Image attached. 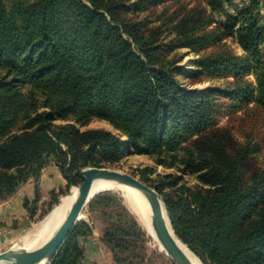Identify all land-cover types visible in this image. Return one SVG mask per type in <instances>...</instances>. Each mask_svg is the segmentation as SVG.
Returning a JSON list of instances; mask_svg holds the SVG:
<instances>
[{"label":"trees","instance_id":"1","mask_svg":"<svg viewBox=\"0 0 264 264\" xmlns=\"http://www.w3.org/2000/svg\"><path fill=\"white\" fill-rule=\"evenodd\" d=\"M204 1L212 12L225 13L233 0ZM180 9L173 24L178 47L201 51L235 34L244 55L221 49L199 56L186 71L194 79L232 76L226 88L182 84L180 71L164 63L156 29L147 32L130 22L129 7L120 0H0V202L29 178L37 198L41 171L51 162L69 187L81 183L86 167L145 154L194 176L190 185L179 175L155 180L138 172L159 192L175 235L203 264H264V168L250 163L256 146L247 143L233 155L224 141L200 138L217 124L224 99L232 110L250 103L264 110L259 0L226 14L221 33L206 30L212 18L199 1ZM249 73L255 84L246 79ZM92 119L106 121L119 135L80 129ZM120 203L105 191L88 206ZM123 210L107 216L100 239L115 262L130 264L137 257L134 243L145 233ZM90 233L86 223H77L49 264H81L77 238Z\"/></svg>","mask_w":264,"mask_h":264},{"label":"rangeland","instance_id":"2","mask_svg":"<svg viewBox=\"0 0 264 264\" xmlns=\"http://www.w3.org/2000/svg\"><path fill=\"white\" fill-rule=\"evenodd\" d=\"M126 6L129 7L127 12V18L130 22L138 24L139 28L149 32L153 28L156 29L158 35V44L164 47V63H166L169 68L176 67L180 74L178 78L182 84L188 85L189 88H194L197 90L206 89L208 87H220L226 88L227 82L232 81V76L224 77H202L190 78L187 76L186 71L190 70L191 62L196 60L201 55L209 54L212 52H217L221 49L230 50L235 52L237 55H244L241 47L238 45L235 34L222 36L220 41H216L201 51H194L189 47H178V41L176 40L175 32L173 31V24L179 19L180 16V6L181 4L191 7L198 3L201 6H205L206 13L212 18V22L206 27V30H214L216 33L225 32L222 28L226 22V14L235 13L236 9L240 8L243 4L247 3L249 0H233L230 4L225 6L226 12H212L210 7L205 5L204 0H181L180 2L176 0H168L162 3H147L142 5H136L138 0H120ZM180 3V4H179ZM259 14L264 18V0H259ZM264 48V43L263 46ZM187 74V75H186ZM251 83L255 84V78L253 73H249L246 77ZM225 106L216 113L217 124L212 128L208 129L203 133L200 138H207L209 141L215 143H222L224 141L225 145L228 147L229 151L233 155L240 153L242 147L247 143L256 146L254 152L251 155V166L259 169L264 168V110L256 107L254 103L246 105L243 109L232 110L228 106L229 99H224ZM57 124L63 123H73L71 120L56 119L54 120ZM78 126V125H77ZM91 128H104L110 130L119 135L111 125L106 121L100 119H92L86 126L80 127L81 130L91 129ZM18 129L14 127L12 131H17ZM192 138H196L193 136ZM55 165L53 162L48 165ZM46 165V166H48ZM45 166V167H46ZM44 167V168H45ZM57 170L58 167L55 165ZM106 167L120 169L131 173L139 178L138 172L142 169L145 171L146 176L158 180L163 178L166 174H173L181 176V181L187 184L194 185L195 178L192 175L184 174L178 167L166 168L162 165H158L154 162L153 158L145 154H133L130 153L123 157L119 162L109 164ZM43 170V169H42ZM42 173V171H41ZM64 179V183L58 187L57 190H51L48 193V198L46 201H41V192L38 181V197L35 198V182L33 178H29L34 182V196L31 199H26V205L23 200V207L26 210V214L21 218L10 219L8 221L0 220V252L10 248L18 247L21 245V240L25 234L34 228V226L40 222L45 215L51 210V208L56 204L63 195L69 194L73 187L76 185L67 186V181L59 171ZM41 176V175H40ZM82 176V174H81ZM40 178V177H39ZM83 178V176H82ZM140 179V178H139ZM164 179V178H163ZM144 181V180H142ZM26 182V181H25ZM145 182V181H144ZM146 184L153 186L151 182H145ZM23 183L20 184V186ZM19 186V187H20ZM155 188V187H154ZM156 189V188H155ZM55 192L51 195V192ZM114 192L117 195L118 200L121 201L120 204L110 205L104 207L102 205H96L89 208L88 203L83 207L81 213L83 218L79 219L77 223L84 222L91 229V233L85 236H79L78 243L83 249L81 244V238L99 236L101 241V235L103 228L106 226V221H108V215L122 214L124 213L123 207L127 209L130 215L138 222L135 213L129 206L128 201L124 198V195L119 190H105ZM105 191H100V194ZM157 191V190H156ZM17 192V191H16ZM158 192V191H157ZM159 193V192H158ZM94 195V196H95ZM13 196V195H12ZM4 201H1L3 203ZM76 223V224H77ZM75 224V225H76ZM139 224V222H138ZM140 225V224H139ZM142 231L145 233L144 238L140 241L137 240L134 244L137 248L134 251V256L131 259L130 264H175L170 256L165 254L159 249L157 243L152 240L147 231L140 225ZM172 228V227H171ZM138 231H135V234ZM100 233L99 235L96 234ZM138 234V233H137ZM21 239V240H20ZM102 245L109 249L102 241ZM143 246V248H141ZM110 250V249H109ZM111 251V250H110ZM132 251V252H133ZM191 251V250H190ZM84 252V251H83ZM192 252V251H191ZM193 253V252H192ZM112 254V253H111ZM140 254V256H138ZM194 254V253H193ZM195 255V254H194ZM196 256V255H195ZM197 257V256H196ZM198 258V257H197ZM199 259V258H198ZM200 260V259H199ZM201 261V260H200ZM203 264V262L201 261ZM121 264V263H119Z\"/></svg>","mask_w":264,"mask_h":264},{"label":"water","instance_id":"3","mask_svg":"<svg viewBox=\"0 0 264 264\" xmlns=\"http://www.w3.org/2000/svg\"><path fill=\"white\" fill-rule=\"evenodd\" d=\"M81 174L83 180L76 187V191L72 195L70 202L59 212V221L52 230L50 237L42 245L31 250L10 247L0 252V263L35 264L40 261H46V264H49L68 238L79 220L83 207L90 199L100 191L120 190V187L117 185H125L141 190L144 193L150 206V212L147 216L150 219L151 229L159 244L172 261L175 264H194L171 235L169 231V226L171 228V225L166 207L160 194L154 187L146 184L137 176L116 168L89 166L82 169ZM96 180H104L111 183V185L102 186L99 190L93 191L92 188ZM134 209L137 219L142 221L145 216L143 208L136 205Z\"/></svg>","mask_w":264,"mask_h":264},{"label":"bare ground","instance_id":"4","mask_svg":"<svg viewBox=\"0 0 264 264\" xmlns=\"http://www.w3.org/2000/svg\"><path fill=\"white\" fill-rule=\"evenodd\" d=\"M108 185H111V183L104 180H96L94 182L92 189L93 191H96L99 190L100 187L108 186ZM117 186L120 187V190L124 195V198L128 201L129 206L132 209L133 213L135 212L134 207H136V205H139L141 208H143L145 213L144 219L142 220L143 222L140 220H138V222L147 231V233L150 235L152 240H154L157 243L159 249L166 254L165 250L161 247L153 230L151 229L150 219L147 216V214H149L150 212V206L144 193L141 190L135 189L130 186H125V185H117ZM75 191H76V187H73L72 191L69 194L63 195L59 199V202L51 208V210L45 215V217L40 222H38L32 230H30L27 234H25L22 240L20 239L21 245L18 247L31 250L33 248L42 245L50 237L52 230L58 223L59 212L63 210V208L70 202V200L72 199V195L75 193ZM82 218H83V214L80 213L79 219ZM169 231L171 235L175 238L179 246L184 250V252L189 257V259L194 264H202L201 261L190 251V249L178 237L175 236L170 226H169ZM0 264H5V263L1 262ZM35 264H46V261H40Z\"/></svg>","mask_w":264,"mask_h":264},{"label":"crops","instance_id":"5","mask_svg":"<svg viewBox=\"0 0 264 264\" xmlns=\"http://www.w3.org/2000/svg\"><path fill=\"white\" fill-rule=\"evenodd\" d=\"M63 183L64 179L55 165L50 164L43 168L39 178L41 201H46L48 193L51 190H57ZM33 196L34 182L27 180L18 188L17 192L11 198L0 204V220L8 221L10 219H17L24 216L26 210L23 207V200L25 198L29 200L33 198ZM81 239L84 251V257L81 264H119L114 261L111 251L102 245L99 236L85 237Z\"/></svg>","mask_w":264,"mask_h":264}]
</instances>
